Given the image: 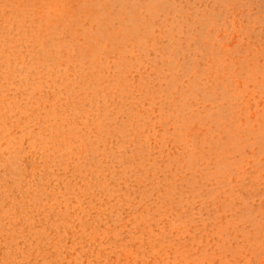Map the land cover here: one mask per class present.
I'll use <instances>...</instances> for the list:
<instances>
[{
  "label": "rangeland",
  "instance_id": "1",
  "mask_svg": "<svg viewBox=\"0 0 264 264\" xmlns=\"http://www.w3.org/2000/svg\"><path fill=\"white\" fill-rule=\"evenodd\" d=\"M0 264H264V0H0Z\"/></svg>",
  "mask_w": 264,
  "mask_h": 264
}]
</instances>
